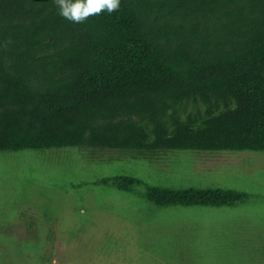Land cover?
<instances>
[{"label":"trees","instance_id":"trees-1","mask_svg":"<svg viewBox=\"0 0 264 264\" xmlns=\"http://www.w3.org/2000/svg\"><path fill=\"white\" fill-rule=\"evenodd\" d=\"M64 147L264 152V0H120L80 23L56 0H0V152ZM98 183L145 185L158 206L253 196Z\"/></svg>","mask_w":264,"mask_h":264},{"label":"rangeland","instance_id":"rangeland-1","mask_svg":"<svg viewBox=\"0 0 264 264\" xmlns=\"http://www.w3.org/2000/svg\"><path fill=\"white\" fill-rule=\"evenodd\" d=\"M120 175L253 196L235 207L158 206L145 185L98 183ZM0 264H264V152H0Z\"/></svg>","mask_w":264,"mask_h":264},{"label":"clouds","instance_id":"clouds-1","mask_svg":"<svg viewBox=\"0 0 264 264\" xmlns=\"http://www.w3.org/2000/svg\"><path fill=\"white\" fill-rule=\"evenodd\" d=\"M56 3L58 14L73 23L83 22L102 10L111 14L120 7V0H56Z\"/></svg>","mask_w":264,"mask_h":264},{"label":"crops","instance_id":"crops-1","mask_svg":"<svg viewBox=\"0 0 264 264\" xmlns=\"http://www.w3.org/2000/svg\"><path fill=\"white\" fill-rule=\"evenodd\" d=\"M236 206H237V205H236ZM234 207H235V206H234ZM176 225H177V226H183V223L180 222V223H177Z\"/></svg>","mask_w":264,"mask_h":264}]
</instances>
